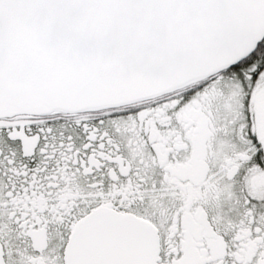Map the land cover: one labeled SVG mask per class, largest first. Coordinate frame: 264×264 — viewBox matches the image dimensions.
<instances>
[{
  "label": "snow or ice",
  "instance_id": "obj_1",
  "mask_svg": "<svg viewBox=\"0 0 264 264\" xmlns=\"http://www.w3.org/2000/svg\"><path fill=\"white\" fill-rule=\"evenodd\" d=\"M0 264H264V0H0Z\"/></svg>",
  "mask_w": 264,
  "mask_h": 264
}]
</instances>
